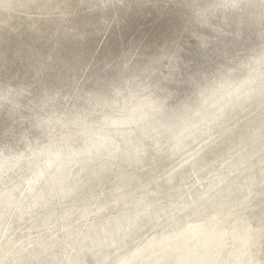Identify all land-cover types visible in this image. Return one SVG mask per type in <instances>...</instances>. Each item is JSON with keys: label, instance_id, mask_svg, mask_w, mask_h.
I'll use <instances>...</instances> for the list:
<instances>
[{"label": "rangeland", "instance_id": "obj_1", "mask_svg": "<svg viewBox=\"0 0 264 264\" xmlns=\"http://www.w3.org/2000/svg\"><path fill=\"white\" fill-rule=\"evenodd\" d=\"M130 1L128 5V0H0V15L6 13L14 21L6 23L3 19L2 23L0 18V63L24 58L22 62L29 61L21 70V80L16 81L18 87L13 84L3 86L0 79V135H3L0 136V264H154V261L156 264H181L179 259L174 260L167 255L159 258L158 254L174 251L172 249L181 243L178 239L185 234L195 237L200 231L208 235L212 230L223 227L226 234L216 241V250L219 251L216 261L235 251L228 260L232 264H249L245 258L252 254L251 259L256 260L259 256L261 264H264V251H261L264 248V172L254 168L264 164V109L245 106L225 111L224 101L219 96L202 90L199 101L201 114L196 119L205 122L206 133L185 151L171 152L161 146L146 156L135 157L126 154V145L121 140L115 142L117 147L109 149L112 154L99 151L98 146L96 149L93 147L97 144L93 142L90 125L105 119L117 106L135 103L133 97L138 90L146 91L149 84L157 85L168 95V104L177 107L184 93L191 90V98L194 96V84L202 82L203 76L210 77L222 67H235L255 50V45H250L251 39H248L238 42L240 46L247 47L241 49L235 46L237 50L233 48L227 55L219 56L220 52H226L229 45L218 38L206 36L209 47L202 56L205 57L210 50L217 52H210V56L215 58H211L213 62L210 60L208 66L194 72L193 77L197 79L191 86L192 90L186 85L191 80L179 79L183 63L176 62L178 54L169 52L168 48L163 52L165 56L153 60L156 63L154 67L169 59L170 71L178 75L174 77L177 83L161 87L159 85L166 79L151 75L163 76L169 68L166 67L164 72L151 69L148 61L155 56V52L161 53V49L157 50L153 45L161 39L153 34L157 29L162 32L170 27L168 19L160 18L164 15L166 1L143 3L138 10L144 14V22L131 12V5L139 0ZM95 4L101 9L94 12L92 7ZM134 17L136 23H130ZM100 19L101 22L97 23ZM156 19H159L158 22ZM223 26L220 30L226 35L237 32L235 27ZM90 30L95 32L89 34ZM263 31L259 30L262 42ZM9 33L16 36L17 42L20 40L16 51L8 48L11 46ZM109 34L113 36L108 39ZM240 34L245 38L244 32L240 31ZM180 42L177 40L178 46ZM192 44L187 40L180 47L187 50ZM58 47L63 48L58 50ZM49 57L51 61L45 63L44 60ZM47 64L51 65L50 69ZM141 64L144 65L141 67ZM31 65L40 68L41 76L33 71ZM182 75L190 74L184 72ZM43 77L44 82L48 81L43 83ZM33 80L38 83H32ZM122 83V87L115 88ZM184 84L186 86L181 88ZM14 88L17 90L12 93ZM111 92L110 98L104 97ZM148 111L150 108H144V112ZM4 131L9 132L6 134ZM231 134L232 139H229ZM53 137L56 141L63 137L64 143L53 147L49 144ZM79 142L78 147L75 146ZM212 143L215 146L207 150ZM224 143L225 146L221 147ZM46 148L45 164L37 169V158ZM250 161L252 166L249 167L253 168L246 170L243 166ZM93 171L100 172L101 178L91 182L88 181L89 173ZM175 174L176 181L173 183ZM254 177L260 178L262 190L254 205L257 212L251 210L250 199L244 194L228 199L229 202L226 200L228 179L234 192L239 184L243 185V180H249L246 186L249 193L255 187L251 181ZM63 179L79 187L83 197L70 198L71 195L64 190ZM123 186L127 190H123ZM37 187L44 196L39 198L40 201L34 199L32 202ZM218 187H221V193L217 201L208 198L201 203V197H208ZM242 242L243 246L239 248ZM185 252L182 251L177 258L186 257ZM208 254L210 258L216 255L212 251ZM202 257L198 256V259Z\"/></svg>", "mask_w": 264, "mask_h": 264}, {"label": "clouds", "instance_id": "obj_2", "mask_svg": "<svg viewBox=\"0 0 264 264\" xmlns=\"http://www.w3.org/2000/svg\"><path fill=\"white\" fill-rule=\"evenodd\" d=\"M236 10L245 12L257 22L264 21V0H210L196 5L194 14L198 23L206 25L218 11ZM194 37L202 47L207 45V37L195 34ZM123 83L115 88L122 87ZM194 86V96L177 107L169 106L168 95L157 85L149 84L146 91L138 90L133 97L135 103L117 106L105 119L90 125L93 142L106 151L121 140L126 145V154L135 157L146 156L161 146L171 152L185 151L206 133L205 122L196 119L201 114L202 90L219 96L224 101L225 111L245 106L264 109V46L253 50L235 67H222ZM111 95L112 92L104 97ZM149 100L151 103H146ZM144 108L150 111L144 112ZM63 143V137L59 141L55 137L49 141L53 147ZM46 157L47 148L37 158V169L44 166Z\"/></svg>", "mask_w": 264, "mask_h": 264}, {"label": "bare ground", "instance_id": "obj_3", "mask_svg": "<svg viewBox=\"0 0 264 264\" xmlns=\"http://www.w3.org/2000/svg\"><path fill=\"white\" fill-rule=\"evenodd\" d=\"M8 1V0H7ZM32 0H30V2H31ZM86 1V0H85ZM136 1V0H135ZM145 1H148V2H155L156 0H139V2L138 1H136V3L135 4H132V14H134V15H136V16H138L139 17V19H141L143 22H144V20L142 19V16L144 15V14H140L139 13V10H138V8L140 7L139 6V4L140 5H142L143 4V2H145ZM160 1H163V0H160ZM177 1H181L182 3H183V10L185 9L184 8V5H186V4H189V2L191 1V0H177ZM29 2V1H28ZM131 2V1H130ZM169 3H171L172 2V4H170L169 5V7H167V5L165 4V5H163L164 6V10L163 9H161V10H163V13H164V15L163 16H161L160 18L162 19V20H166V19H168V23H169V28H165L164 29V31H160V29H157V31H156V33L155 32H152V33H155V34H153V36L154 37H156V35H157V37H159L160 38V36H165V34H168V33H171V32H173V30H174V28H175V26L174 25H172L171 26V23L173 24V22H176V18L177 17H172V19H171V17L168 15V12L170 11V9L172 8V9H174V6L176 5V3H175V1H173V0H170V1H168ZM131 3H128V5H130ZM152 4V3H151ZM155 4V3H154ZM202 4H204V2H202ZM76 5V4H75ZM134 5V6H133ZM157 5V4H156ZM39 6V5H38ZM49 6V5H48ZM154 6V5H153ZM161 6V5H160ZM160 6H159V8H160ZM152 7V6H151ZM158 7V6H157ZM130 8V7H129ZM153 8V7H152ZM151 8V9H152ZM158 8V10L160 11V9ZM126 9H128V8H126ZM147 9V8H146ZM154 9V8H153ZM50 10V9H49ZM130 12V11H129ZM149 12H151V11H149ZM4 14V16L3 15H0V18L2 19L1 20V22L3 23V19H4V22H6V23H8V22H14L13 20L11 21L10 20V18H9V15H7L6 13H3ZM160 14V13H159ZM149 15V14H148ZM147 15V16H148ZM160 15H162V14H160ZM146 16V17H147ZM150 16V15H149ZM145 17V18H146ZM135 18V17H134ZM143 18H144V16H143ZM170 18V19H169ZM149 19V18H148ZM147 19V20H148ZM153 19V18H152ZM59 20V19H58ZM102 20V19H101ZM41 21V20H40ZM154 21H155V19H154ZM190 20H183V22L184 23H187L188 24V22H189ZM160 22V21H159ZM163 22V21H162ZM152 23V22H151ZM155 23V22H154ZM168 23H165V24H168ZM22 24V23H21ZM148 24V23H147ZM149 24H150V22H149ZM57 25V24H56ZM89 25V24H88ZM15 26V25H14ZM19 26V25H18ZM32 26V25H31ZM145 26V25H144ZM164 26V25H163ZM20 27V26H19ZM30 27V26H29ZM34 27H35V25H34ZM114 27V26H113ZM160 27V26H159ZM166 27H168V26H166ZM26 28V27H25ZM58 28V27H57ZM151 28V27H150ZM19 29V28H18ZM32 29V28H31ZM262 28H260L259 30H261ZM20 30V29H19ZM26 30V29H25ZM58 30V29H57ZM137 30V29H136ZM139 30V29H138ZM13 31V30H12ZM17 31V30H16ZM34 32L36 31V30H33ZM32 31V32H33ZM143 31V30H142ZM153 31V30H152ZM263 31V30H262ZM31 32V31H30ZM50 32V31H49ZM144 32V31H143ZM264 32V31H263ZM36 33V32H35ZM43 33V32H42ZM2 34V33H1ZM33 35H34V33H32ZM133 34V33H132ZM9 35H10V33H9ZM32 35V36H33ZM43 35V34H42ZM50 35V34H49ZM48 35V36H49ZM152 35V34H151ZM20 36V35H19ZM24 36V35H23ZM32 36H30V37H32ZM10 37H11V46L10 47H8V48H10L12 51H14L15 49H17V48H19L20 47V45L18 44L19 43V41L17 42V40L18 39H16V36H13V34H11L10 35ZM33 38V37H32ZM35 38V37H34ZM51 38V37H50ZM26 39V38H25ZM30 39V38H29ZM46 39V38H45ZM161 39V38H160ZM28 40V39H27ZM36 40V39H35ZM34 40V41H35ZM38 40V39H37ZM43 40V39H42ZM48 40H49V38H48ZM155 40V39H154ZM23 41V40H22ZM57 41V40H56ZM25 42V41H24ZM41 42H43V41H41ZM49 42V41H48ZM47 42V43H48ZM64 42L66 43V40H64ZM155 42V41H154ZM163 40H160V41H158V40H156V44H154L153 43V45L155 46L156 45V47L158 46V44H163ZM9 43V42H8ZM46 43V42H45ZM64 43V44H65ZM67 43H69L68 41H67ZM31 44V43H30ZM32 44H34V42H32ZM37 44V43H36ZM38 44H40V42L38 43ZM70 44V43H69ZM120 44V43H119ZM10 45V44H9ZM54 45V44H53ZM71 45H73V44H71ZM153 45H151V46H153ZM36 47V45H33V47ZM43 46V45H42ZM48 46V45H47ZM52 46V45H51ZM59 46H60V44H59ZM64 46V45H63ZM235 46H238V47H240V48H242V46H240V44H238V42H236V43H233L232 45H229L227 48H226V52H229L231 49H233V48H235ZM25 47V46H24ZM31 47H32V45H31ZM79 47V46H78ZM219 47V46H218ZM21 48H22V44H21ZM39 48V47H38ZM37 48V49H38ZM44 48V47H43ZM42 48V49H43ZM62 48L63 47H58V50H62ZM66 48H67V46H66ZM73 48V47H72ZM82 48V47H81ZM152 48V47H151ZM165 50H164V52H166L168 49H167V46H165ZM225 48V47H224ZM25 49H27L26 47H25ZM33 49V48H32ZM36 49V48H35ZM34 49V50H35ZM47 49V48H46ZM57 49V48H56ZM70 49V48H69ZM157 49V48H156ZM213 49V48H212ZM219 49V48H218ZM236 50H237V48H235ZM4 50V49H3ZM39 50V49H38ZM40 50H41V47H40ZM44 50V49H43ZM72 50V49H71ZM117 50V49H116ZM158 50V49H157ZM156 50V51H157ZM221 50V49H220ZM235 50V51H236ZM16 51V50H15ZM24 51V50H23ZM31 52V49L29 50L28 49V52ZM53 51V50H52ZM66 51H68V50H66ZM142 51V50H141ZM223 51V50H222ZM233 51V50H232ZM35 52V51H34ZM33 52V53H34ZM39 52V51H38ZM43 52V51H42ZM58 52V51H57ZM56 52V53H57ZM70 52V51H69ZM149 52V51H148ZM152 52V51H151ZM150 52V53H151ZM210 52V51H209ZM13 53V52H12ZM15 53V52H14ZM26 53V52H25ZM24 53V54H25ZM43 53H45V52H43ZM42 53V54H43ZM50 53H51V51H50ZM150 53H149V55H150ZM153 53V52H152ZM1 54H3V53H1ZM10 54V53H9ZM18 54V53H17ZM20 54V53H19ZM28 54V53H27ZM58 54H60V52H58ZM70 54V53H69ZM111 54V53H110ZM148 54V53H147ZM147 54H145V55H147ZM228 54V53H227ZM227 54H225V52L223 51V53H219L218 55L219 56H224V55H227ZM31 55V54H30ZM66 55V54H65ZM169 55V54H168ZM217 55V56H218ZM1 56V55H0ZM6 56V55H5ZM27 56V55H26ZM29 56V55H28ZM37 56H38V54H37ZM217 56H215V57H217ZM8 57V56H7ZM60 57V56H59ZM62 58H63V53H62V56H61ZM69 57V56H68ZM146 57H148V56H146ZM14 58H15V56H14ZM37 58V57H36ZM55 58H57V57H55ZM177 58V57H176ZM211 58H213V57H209V60H212ZM223 58V57H222ZM225 58V57H224ZM1 59V58H0ZM25 59V58H24ZM24 59H22V60H20V61H18V59L17 60H12V59H10V61H6V62H4V63H0L1 65H0V79H2V82H3V86H7V85H9V84H13V86L15 85L16 87H18V85H17V83H16V81H20L21 80V76H22V71L21 70H23V68L24 67H26L27 65H28V62L29 61H24V62H22ZM65 59H67V58H65ZM146 59H149V58H146ZM146 59H144V60H146ZM215 58H213V60H214ZM48 60H50L51 61V58L49 57V59H47V60H44V62L46 63V62H48ZM117 60V59H116ZM140 60V59H139ZM143 60V61H144ZM213 60H212V62H213ZM146 61H148V60H146ZM22 62V63H21ZM33 62V61H32ZM35 62V61H34ZM43 62V61H42ZM55 62V61H54ZM56 62H58V61H56ZM55 62V63H56ZM63 62V61H62ZM111 62V61H110ZM139 62V61H138ZM50 63V62H49ZM53 63V62H52ZM51 63V64H52ZM59 63V62H58ZM133 63V62H132ZM140 63V62H139ZM227 63V62H226ZM236 63V62H235ZM234 63V64H235ZM54 64V63H53ZM65 64V63H64ZM69 64V63H68ZM72 64V63H71ZM147 64V63H146ZM152 66H155L156 65V63H150ZM215 64V63H214ZM229 64V63H228ZM3 65L5 66V68L3 67ZM23 65H25V66H23ZM33 65V64H32ZM31 65V66H32ZM41 65H42V63H41ZM48 65V64H47ZM59 65H61V64H59ZM63 65V64H62ZM137 65V64H136ZM142 65H144V64H141L140 66L142 67ZM49 66H51V65H48V67ZM58 66V65H57ZM146 66H148V65H146ZM212 66V65H211ZM217 66H219L218 64H217ZM225 66V65H224ZM229 66V65H228ZM60 67V66H59ZM69 67H70V65H69ZM102 67V66H101ZM132 67V66H131ZM136 67V66H135ZM220 67V66H219ZM34 67L32 66V69H33ZM81 68V67H80ZM107 68V67H106ZM138 68V67H137ZM136 68V69H137ZM212 68V67H211ZM218 68V67H217ZM41 69H43V68H41ZM48 69V68H47ZM49 69H50V67H49ZM53 69H55V68H53ZM52 69V70H53ZM61 69V68H60ZM79 69V68H78ZM138 69H141V68H138ZM142 70V69H141ZM198 69H196V71H197ZM213 70H215V69H213ZM25 71V70H24ZM33 71H35V72H37L40 76H41V74H42V72H41V70H40V68H37V67H35L34 68V70ZM43 71H44V69H43ZM51 71V70H50ZM56 71V70H55ZM57 71H58V69H57ZM62 71V70H61ZM67 71V70H66ZM66 71H64V72H66ZM70 71V70H69ZM98 71V70H97ZM200 71V70H199ZM211 71V70H210ZM53 72V71H52ZM128 72V71H127ZM129 72H130V70H129ZM194 72L195 71H192V70H189V71H187V73L188 74H194ZM27 73V72H26ZM44 73V72H43ZM54 73V72H53ZM68 73V72H67ZM135 73V72H134ZM141 73H144V72H142L141 71ZM140 73V74H141ZM151 73V72H150ZM208 73V72H207ZM206 73V74H207ZM29 74V73H28ZM45 74V73H44ZM46 74H47V72H46ZM56 74V73H55ZM110 74V73H109ZM113 74V73H112ZM129 74V73H128ZM136 74H137V72H136ZM212 74V73H211ZM27 75V74H26ZM100 75V74H99ZM103 75V74H102ZM117 75H118V73H117ZM130 75V74H129ZM195 75V74H194ZM35 76V75H34ZM50 76V75H49ZM59 76H60V74H59ZM114 76V75H113ZM136 76V75H135ZM140 76V75H139ZM189 75H187V76H185V77H188ZM33 77V76H32ZM64 77V76H63ZM106 77H107V75H106ZM133 77V76H132ZM144 77V76H143ZM201 77V76H200ZM209 77V76H208ZM29 78V77H28ZM56 78L57 79H59L57 76H56ZM76 78V77H75ZM101 78V77H100ZM108 78V77H107ZM171 78V77H170ZM203 78H204V76H203ZM48 79V78H47ZM51 79V78H50ZM109 79V78H108ZM121 79V78H120ZM124 79V78H123ZM136 79V78H135ZM196 77H192V79H190L191 81H189L186 85H188V87L190 88V89H192L191 88V86H192V84H194L195 83V81H196ZM102 80V79H101ZM104 80V79H103ZM107 80V79H106ZM203 80V79H202ZM42 81H43V83H45V82H47V81H45L44 82V77H43V79H42ZM57 81V80H56ZM66 81V80H65ZM105 81V80H104ZM136 81V80H135ZM188 81V80H187ZM197 81H199V80H197ZM34 82H36V83H34ZM165 82V81H164ZM32 83H34V84H37L38 83V81L37 80H33V82ZM40 83V82H39ZM49 83V82H48ZM48 83H47V86H48ZM70 83V82H69ZM99 83H101V81L99 82ZM56 84H58V83H56ZM30 85V84H29ZM33 85V84H32ZM44 85V84H43ZM185 84L181 87V88H183L184 86H186ZM36 86V85H35ZM35 86H33V87H35ZM40 86H42L41 84H40ZM38 87V86H37ZM166 87V86H165ZM93 88V87H92ZM15 89L16 88H14L13 89V91H12V93H14V91H15ZM24 89V88H23ZM33 89H35V88H33ZM44 89H45V87H44ZM99 89V88H98ZM97 89V90H98ZM126 89V88H125ZM17 90V89H16ZM38 90V89H37ZM40 90H42V89H40ZM48 90V89H47ZM103 90V89H102ZM193 90V89H192ZM94 91H96V90H94ZM100 91V90H99ZM104 91V90H103ZM190 91L191 90H189L188 92H186V93H184V96L183 97H181L180 99V103H183V102H185V101H187V100H189L190 98H191V95H190ZM101 92V91H100ZM99 92V93H100ZM80 93V92H79ZM91 93V92H90ZM166 93H167V91H166ZM16 98V97H15ZM53 98V97H52ZM184 100V101H183ZM77 105V104H76ZM171 105L172 104H169V106L171 107ZM174 107V106H173ZM5 109V108H4ZM55 109V108H54ZM103 112V111H102ZM105 114V113H104ZM1 115V114H0ZM7 117V116H6ZM225 117H226V115H225ZM229 116H227V118H228ZM1 118V117H0ZM220 118H222V117H220ZM263 120V119H262ZM79 121V120H78ZM222 121V120H221ZM220 121V122H221ZM224 121V120H223ZM264 122V121H263ZM225 123V122H224ZM1 124V123H0ZM40 124V123H39ZM217 124V123H216ZM259 124V123H258ZM261 124V123H260ZM264 124V123H263ZM12 125V124H11ZM30 126H32V125H30ZM30 126H28V127H30ZM33 126H34V124H33ZM221 126V125H220ZM22 127V126H21ZM208 127V126H207ZM217 128H219V127H217ZM12 129V128H11ZM16 129V128H15ZM19 129V128H18ZM35 129V127L33 128V130ZM7 130H9V129H7ZM13 131H14V129H12ZM17 130V129H16ZM214 130V129H213ZM18 131V130H17ZM5 132V131H4ZM7 132H9V131H7ZM7 132H5L6 134H8ZM26 132V131H25ZM34 132H36V131H34ZM11 133H14V132H11ZM16 133H18V132H16ZM15 133V134H16ZM23 132H21V134H22ZM30 133H32V132H30ZM239 134H240V132H239ZM245 134H247V133H245ZM2 135V134H1ZM0 135V136H1ZM10 135V134H9ZM8 135V136H9ZM18 135V134H17ZM233 135H235L234 134V132H233ZM3 136V135H2ZM19 136H20V134H19ZM18 136V137H19ZM213 136H215V135H213ZM246 136V135H245ZM17 137V138H18ZM3 138V137H2ZM1 138V139H2ZM13 138V137H12ZM229 139H232V134H231V136L229 135V137H228ZM218 139V138H217ZM14 140H15V137H14ZM228 140V139H227ZM235 140V139H234ZM235 141H237V140H235ZM230 142V141H229ZM232 142H233V140H232ZM241 142H243V141H241ZM80 144V142L79 143H76V145L75 146H77L78 147V145ZM204 144V143H203ZM228 144V143H227ZM238 144V143H237ZM116 145V144H115ZM235 145V144H234ZM3 146V145H2ZM12 146V145H11ZM215 146V143L213 144H209L208 146H207V150H208V148L209 149H212L213 147ZM225 146V143L221 146V147H224ZM95 149L97 148V145H95V146H93ZM115 147H117V146H115ZM124 147V146H123ZM12 148H14L13 146H12ZM42 148V147H41ZM81 149V148H80ZM222 149V148H221ZM99 151H101V152H104V153H111L110 151H109V149L108 150H106V151H102V150H100V149H98ZM116 150V149H115ZM114 150V151H115ZM24 151V150H23ZM159 151V150H158ZM88 152V151H87ZM78 153V152H77ZM213 153V152H212ZM28 154V153H27ZM79 154V153H78ZM112 154V153H111ZM201 154V153H200ZM227 154H229V153H227ZM99 157V156H98ZM103 157V156H102ZM76 158V157H75ZM83 159V158H82ZM86 159V158H85ZM98 159V158H97ZM109 159V158H108ZM116 159V158H115ZM243 158H241L240 160H242ZM94 160H95V157H94ZM110 160V159H109ZM96 161V160H95ZM96 162H98V161H96ZM114 162V161H113ZM127 162H129L128 160H127ZM126 162V163H127ZM263 162V161H262ZM89 163V162H88ZM101 163V162H100ZM99 163V164H100ZM106 163V162H105ZM111 163V160L109 161V163L108 164H110ZM123 163V162H122ZM125 163V164H126ZM187 163V162H186ZM85 164V163H84ZM98 164V165H99ZM251 164V165H250ZM263 164V163H262ZM260 165V166H256V167H254V168H258V169H260V171H262V172H264V164L263 165ZM93 165H94V163H93ZM95 165H96V163H95ZM119 165V164H118ZM121 165V164H120ZM103 166V165H102ZM249 166H252V163H251V161L247 164V165H245V166H243L245 169L247 168H250ZM89 167V166H88ZM97 167V166H96ZM105 167H106V165H105ZM242 167V168H243ZM100 168V167H99ZM183 168V167H182ZM205 168V167H204ZM232 168V167H231ZM253 168V167H252ZM252 168H250L251 170H252ZM102 169V168H101ZM100 169V170H101ZM171 169V168H170ZM246 169V170H247ZM90 170V169H89ZM96 170V169H95ZM246 170H244V172L246 171ZM92 171V170H91ZM235 171V170H234ZM178 172V171H177ZM247 172V171H246ZM245 172V173H246ZM106 173V172H105ZM169 173V171L167 172V174ZM179 173V172H178ZM248 173V172H247ZM102 174V173H101ZM76 175V174H75ZM74 175V176H75ZM85 176V175H84ZM103 176V175H102ZM134 176V175H133ZM168 176V175H167ZM49 177V176H48ZM64 177V176H63ZM80 177V176H79ZM131 177V176H130ZM135 178H137L138 176H134ZM179 176H177V178H178ZM235 177V176H234ZM66 178H67V176H66ZM89 180L88 181H90L91 180V182H94L95 180H99L101 177H100V172H98V171H93V172H90L89 173ZM165 178V175L163 176V179ZM231 178V177H230ZM233 178V177H232ZM85 179V178H84ZM171 178H169L168 180H170ZM248 179V178H247ZM33 180V179H32ZM43 180V179H42ZM58 181L60 180L59 178L57 179ZM64 181H62V183H63V186H64V190H66L67 192V194H69V195H71V197L70 198H72V197H74V198H76V197H78V198H82L83 197V195L81 194L83 191H81V189L79 188V187H77V186H75L74 184L72 185L71 184V182L69 181V182H66L67 181V179H63ZM125 180H126V178H125ZM138 180V179H137ZM209 180V179H208ZM229 180V179H228ZM228 180H227V187H228V195H227V197H226V200H230V199H232L233 197H235L236 195H239V194H244V195H246L248 198L247 199H250L249 200V202H248V204H251V210H253V211H256V208L257 207H255L254 205L256 204V200L262 195V190H261V187H260V184H259V182H260V178H258V177H254L251 181H252V183L254 184V190H249V193H248V191H247V188H246V186L248 185V181L249 180H243L242 181V183H243V185L242 184H239L238 186H237V184H236V186H237V189H236V191L234 192L233 190H232V187H231V185H230V183H228ZM72 181V180H71ZM84 181V180H83ZM83 181H82V183H83ZM165 181H167V179L165 180ZM174 181H176V174H175V176H173V183H175ZM60 182V181H59ZM74 182H75V180H74ZM123 182H124V180H123ZM168 182V181H167ZM170 183H172L171 181H169ZM183 182V181H182ZM210 182V181H209ZM51 183V182H50ZM49 183V184H50ZM52 183H54V182H52ZM58 183V182H57ZM65 183H67V184H65ZM165 183V182H164ZM213 183V182H212ZM258 183V184H257ZM60 184V183H59ZM85 184V182L82 184V185H84ZM122 184V183H121ZM130 184V183H129ZM169 184V183H168ZM223 184V183H222ZM50 185H52V184H50ZM61 186V185H60ZM121 186V185H120ZM50 187V186H49ZM56 187V186H55ZM54 187V188H55ZM122 187V186H121ZM235 187V186H234ZM47 188V187H46ZM54 188H53V190H54ZM118 188V187H117ZM123 190H127V187L126 186H123ZM120 189V188H119ZM166 189V188H165ZM220 189H221V187L219 188L218 187V189H214V192L212 193V194H210V195H208V197H201V199H200V201H201V203L202 202H204L205 200H207L208 198H210V199H212V200H214V202L215 201H217V196L221 193V191H220ZM59 190H61V188L59 189ZM63 190V191H64ZM121 190V189H120ZM224 190V189H223ZM222 190V191H223ZM47 191V190H46ZM55 191V190H54ZM166 191H167V189H166ZM62 192V191H61ZM117 192V191H116ZM119 192H121V191H119ZM118 192V193H119ZM201 192V191H200ZM226 192V191H225ZM53 193V192H52ZM59 193V192H58ZM152 193H154V192H152ZM57 194V193H56ZM181 194V193H180ZM63 195H64V193H63ZM63 195H62V197H63ZM44 196V193H43V191H41V189H40V187L38 188L37 187V190H36V193H34V195L32 196V198H31V201L33 202L34 201V199L36 200L37 199V201L39 200V198H42ZM52 196V195H51ZM54 196V195H53ZM64 196H66V195H64ZM200 196V195H199ZM205 196V195H204ZM60 197V196H59ZM178 197V196H177ZM180 197V196H179ZM45 198V197H44ZM54 198V197H53ZM69 198V197H68ZM73 198V199H74ZM199 198V197H198ZM58 199V198H57ZM72 199V200H73ZM178 199V198H177ZM61 200V199H60ZM176 200V199H175ZM179 200V199H178ZM229 200H228V202H229ZM40 201V200H39ZM58 201H59V199H58ZM232 201V200H231ZM247 201V200H246ZM245 201V202H246ZM47 202V201H46ZM199 202V201H198ZM212 202V201H211ZM221 202V201H220ZM58 203V202H57ZM197 203V202H196ZM208 203V202H207ZM190 204V203H189ZM224 204V203H223ZM226 204V203H225ZM74 204H72L71 206H73ZM198 205V204H197ZM35 206V205H34ZM247 206V205H246ZM197 207V206H196ZM200 207V206H199ZM191 208V207H190ZM194 208H195V206H194ZM186 209V208H185ZM188 209H189V207H188ZM37 211V210H36ZM170 211V210H169ZM171 212V211H170ZM257 212V211H256ZM167 214V213H166ZM170 214V213H169ZM46 215V214H45ZM251 215V214H250ZM218 216V215H217ZM251 216H253V215H251ZM173 217V216H172ZM177 218V217H176ZM175 218V219H176ZM48 219V218H47ZM152 223V222H151ZM161 223V222H160ZM155 224V223H154ZM154 224H153V226H154ZM205 224V223H204ZM157 226V225H156ZM135 228V227H134ZM186 228H188V227H186ZM187 231V230H186ZM195 232V231H194ZM141 233V232H140ZM226 234V231H225V227H223V228H221V229H215V230H212L211 231V234H205V233H203V232H200V231H198V233H197V236H195V237H191L190 235H188V234H185L183 237H181V238H179L178 240L179 241H181V243L177 246V247H174L172 250H174V251H169L168 253H161V255L160 254H158L159 256V258L160 257H165V255H167L168 257H170V258H172V259H179V260H181L182 261V263L181 264H207V263H205V262H203V261H206V262H210V264H232L230 261H228L229 259H230V255H232V254H234L235 253V251L233 252V253H231L230 255H228V257H226V258H221V259H219L218 261H216V258H217V256L219 255V251L218 250H216V248L218 247V245L216 244V241H218L223 235H225ZM194 235V234H193ZM242 240V239H241ZM248 241V240H247ZM251 241V240H250ZM244 242H242V243H239V248L241 247V246H243L242 244H243ZM88 244V243H87ZM113 244V243H112ZM248 245V244H247ZM132 246V245H131ZM141 246V245H140ZM72 247V246H71ZM224 247V246H223ZM246 247V246H245ZM244 247V248H245ZM203 249V251H193V250H199V249ZM226 249H231V248H227V247H225ZM112 249V248H111ZM113 250V249H112ZM238 250H240V249H238ZM123 251V250H122ZM142 251V250H141ZM182 251H187V252H189V253H187V252H185L186 253V257H181V256H179L178 258H177V255L178 254H181L182 255ZM209 251H212V252H215L216 253V255H214V257L213 258H210V255L208 254V252ZM248 251H250V250H248ZM252 251V250H251ZM255 251V250H254ZM261 251H264V248H263V250H261ZM191 253V254H190ZM250 255V254H249ZM254 254H252L251 255V257H246L245 259H246V261L248 262V260H249V264H261V260L259 259V256H258V258H256V260H253V259H251L252 258V256H253ZM198 256H203L202 257V259L201 260H199L198 259ZM68 257V256H67ZM242 259V258H241ZM250 259H251V261H250ZM65 262V261H64ZM87 262V261H86ZM234 263V262H233ZM154 264H156V261H154ZM168 264V263H167Z\"/></svg>", "mask_w": 264, "mask_h": 264}, {"label": "water", "instance_id": "obj_4", "mask_svg": "<svg viewBox=\"0 0 264 264\" xmlns=\"http://www.w3.org/2000/svg\"><path fill=\"white\" fill-rule=\"evenodd\" d=\"M167 5L172 4L167 2L169 0H165ZM164 1V2H165ZM175 1L176 5L174 6V9H170V11L168 12V15L171 17H177L176 22H173L172 25H176L173 32L165 34V36H160L161 40H163V44H158L157 49H161V53H154V57L149 60L148 62L151 63L153 60H157V58H159L160 56H165L163 54L164 50L166 49L165 46H167V49L169 48V52H176L178 54V61L176 62H180L183 63V65L181 66V69L183 70L181 73H179L178 75L180 76V78H184V79H192L193 74H190L188 77L183 76L182 74H184V72H187L189 70L192 71H196V69H201L204 68V66H208L209 62H211L209 60V57L211 53L213 54L214 52H217V50H210V52L208 51V53L206 54V56H202L203 52H205L204 50L207 51V47L208 44L206 46H201L200 42L195 39L194 34L198 35V36H204V37H208V36H212L215 38H218L222 41H225L228 45H232L233 43L236 42H243L245 40L251 39V41L249 42L250 45H255V49L260 48L261 44H264V42H262L261 40H259V36H260V32L259 29L262 28V30H264V21H260L257 22L254 19H251L245 12L242 11H218L217 13H215L214 15L211 16V18L208 20V23L205 24H201L198 23L194 14V7L196 5H201L202 2L207 3L210 2V0H191L189 2V4L184 5V10L183 8V3L181 1H177V0H173ZM148 1H145L143 3L147 4ZM128 3H130V0H128ZM96 5V4H95ZM143 5V4H142ZM139 6H141L139 4ZM127 7V6H125ZM132 7V5H131ZM92 8L95 10L101 9V7L99 6H93ZM92 19V18H91ZM89 19V20H91ZM132 19V18H130ZM87 20V21H89ZM133 20V21H132ZM130 21V23H136V17L135 19H132ZM159 19H156V22H158ZM183 20H190L187 23H184ZM100 21L97 20V23H100ZM169 22V21H167ZM95 23V25L97 24ZM213 23V24H212ZM156 24V23H154ZM223 24H227L228 26L231 27H235V30L237 32H235L233 35H226L224 34L221 30L220 27L223 26ZM83 25H86V23H84ZM224 27V26H223ZM105 30H109L112 32L111 29H105ZM240 31L243 33H245L243 35L242 38ZM91 32H95V31H88V33L90 34ZM237 33V34H236ZM91 36V35H90ZM94 36L92 37L91 43L93 44V40H94ZM112 34H109V37H112ZM177 40L181 42L179 43V46L177 45ZM189 40L190 42H192L193 44L191 45L192 47H189L187 50H183L182 43H184L185 41ZM213 44V43H212ZM249 45V46H250ZM178 46V47H177ZM248 45H245L242 48L247 47ZM214 48L216 49V46H214ZM241 48V49H242ZM164 49V50H163ZM52 51V49L50 50ZM230 53V52H225V54ZM180 56V57H179ZM74 58L76 56H73ZM188 58V59H187ZM168 61V62H167ZM163 61L166 62V64L163 66L162 64H159V66L157 65L156 67L152 66L151 69H155L156 70H163L162 72L165 71V68H169V71L166 72L165 75L160 76V74H155V75H151L153 77L156 78H161V79H165V77H168V79H166L165 82H161V84L159 86L161 87H165L166 85H170V84H175L177 83V81L174 79V77H177L178 75H175L176 73H173V71L171 72L170 70V63H169V59H167ZM155 61H153L154 64ZM169 76H173L171 79H169ZM155 84V82H153Z\"/></svg>", "mask_w": 264, "mask_h": 264}]
</instances>
